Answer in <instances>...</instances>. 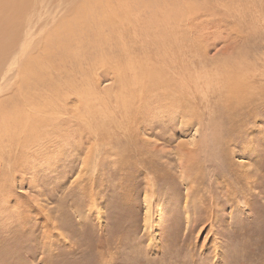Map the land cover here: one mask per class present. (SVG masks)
I'll list each match as a JSON object with an SVG mask.
<instances>
[{"label": "rangeland", "instance_id": "obj_1", "mask_svg": "<svg viewBox=\"0 0 264 264\" xmlns=\"http://www.w3.org/2000/svg\"><path fill=\"white\" fill-rule=\"evenodd\" d=\"M21 16L0 61V264H264V0Z\"/></svg>", "mask_w": 264, "mask_h": 264}, {"label": "bare ground", "instance_id": "obj_2", "mask_svg": "<svg viewBox=\"0 0 264 264\" xmlns=\"http://www.w3.org/2000/svg\"><path fill=\"white\" fill-rule=\"evenodd\" d=\"M21 1V2H20ZM24 1V2H23ZM32 1V0H31ZM66 1H70V0H66ZM27 2L28 0H0V23H4L5 25L4 28L3 27H0V61L2 60L3 61V58H4V55H5V52L8 50V48L12 45V42H14V39L16 40V36L18 34H12L10 35V32L12 33V31H6L8 29V26H10L11 28L15 29L16 30V33L17 31H19L20 29L16 26L17 25V21L22 17V13L26 10V5H27ZM36 2V1H35ZM68 3V2H66ZM97 3V2H95ZM34 5H32L33 7ZM60 10V9H59ZM68 10V9H66ZM66 12V11H65ZM27 13V12H26ZM24 13V15L26 14ZM82 13V12H81ZM9 15V16H8ZM10 19V20H9ZM7 24V25H6ZM19 29V30H18ZM14 35V36H13ZM11 48V47H10ZM6 56V55H5ZM238 61V60H237ZM225 69V68H224ZM258 70V69H257ZM223 72V71H222ZM250 72V71H249ZM233 76V75H232ZM229 77V76H228ZM243 78V77H242ZM168 80V79H167ZM250 80V79H249ZM245 83H246V80H245ZM242 84V83H240ZM256 84V83H255ZM246 85V84H244ZM248 87L250 86L249 84H247ZM172 86V85H171ZM198 86V85H197ZM196 86V87H197ZM235 87V86H234ZM237 88V87H236ZM224 89V88H223ZM246 89V88H245ZM251 89V88H250ZM249 89V90H250ZM182 90V89H181ZM231 90V89H230ZM241 90L240 86H238V89H237V92ZM195 91V90H194ZM207 91V90H206ZM232 91H233V88H232ZM231 91V92H232ZM253 91V90H252ZM244 91H242V94H243ZM261 92V91H259ZM227 93V92H226ZM241 93V91L237 94L239 95ZM253 93V92H252ZM251 93V94H252ZM263 93V92H262ZM203 94V93H202ZM244 94H246V91L244 92ZM243 94V95H244ZM250 94V92L248 93V96L247 98L251 99L253 98V96ZM157 95V93H156ZM241 95V94H240ZM247 95V94H246ZM256 95V94H255ZM260 95V94H259ZM258 95V96H259ZM158 97H161L159 96V94L157 95ZM257 96V98H258ZM245 97V96H244ZM207 98V97H206ZM229 98V97H228ZM159 99V98H158ZM230 99V98H229ZM243 99V97H242ZM191 101V100H190ZM243 101V100H242ZM242 103L241 102V106H242ZM244 104V103H243ZM239 106V105H238ZM237 106V107H238ZM25 125H27V123H23ZM19 125V124H18ZM32 126V125H31ZM18 127V126H17ZM26 127V126H25ZM23 127V128H25ZM35 127V126H34ZM41 127V126H40ZM33 128V127H32ZM15 129V128H14ZM22 129V128H21ZM23 130V129H22ZM25 130V129H24ZM28 130V129H27ZM33 132V130H32ZM35 132V130H34ZM29 133V132H28ZM3 135V134H2ZM3 138V137H2Z\"/></svg>", "mask_w": 264, "mask_h": 264}]
</instances>
